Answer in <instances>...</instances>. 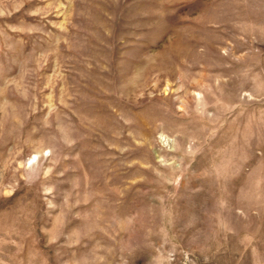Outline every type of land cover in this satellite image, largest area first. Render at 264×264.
Wrapping results in <instances>:
<instances>
[{
    "label": "rangeland",
    "instance_id": "374dc122",
    "mask_svg": "<svg viewBox=\"0 0 264 264\" xmlns=\"http://www.w3.org/2000/svg\"><path fill=\"white\" fill-rule=\"evenodd\" d=\"M0 264H264V0H0Z\"/></svg>",
    "mask_w": 264,
    "mask_h": 264
}]
</instances>
